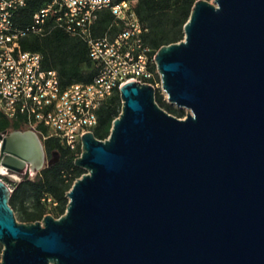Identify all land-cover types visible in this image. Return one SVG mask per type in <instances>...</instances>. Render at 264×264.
Wrapping results in <instances>:
<instances>
[{
    "label": "water",
    "instance_id": "water-1",
    "mask_svg": "<svg viewBox=\"0 0 264 264\" xmlns=\"http://www.w3.org/2000/svg\"><path fill=\"white\" fill-rule=\"evenodd\" d=\"M156 53L161 90L122 85L106 139L82 135L64 214L18 222L0 177V264H264V0H197ZM47 162L32 129L0 133V168Z\"/></svg>",
    "mask_w": 264,
    "mask_h": 264
},
{
    "label": "built area",
    "instance_id": "built-area-1",
    "mask_svg": "<svg viewBox=\"0 0 264 264\" xmlns=\"http://www.w3.org/2000/svg\"><path fill=\"white\" fill-rule=\"evenodd\" d=\"M28 1L0 0V111L41 139L57 138L79 155L83 133L97 126L98 110L115 89L131 80L161 88L157 50L145 42L148 28L137 15L135 1L45 0L32 23L21 27L16 17ZM103 10L113 20L104 33L96 34ZM54 27L86 42L97 66L92 81L63 88L58 72L43 67L40 53L22 48L21 39L28 34L45 35Z\"/></svg>",
    "mask_w": 264,
    "mask_h": 264
},
{
    "label": "trees",
    "instance_id": "trees-1",
    "mask_svg": "<svg viewBox=\"0 0 264 264\" xmlns=\"http://www.w3.org/2000/svg\"><path fill=\"white\" fill-rule=\"evenodd\" d=\"M123 0H115L119 3ZM131 1V0H129ZM135 1V10L141 22L148 28L145 42L158 50L161 46L178 42L184 37V25L187 22L193 4L197 0H132ZM45 0H29L16 17L19 26L25 27L32 23L33 16ZM113 20L109 10L99 12L95 23V33H104ZM24 50L38 52L42 55V64L46 69H55L58 72L63 88L76 82L88 83L97 74V66L89 57L88 46L77 36H72L61 28H52L47 34L30 33L21 39ZM160 81V77H157ZM158 104L169 113L183 118L186 110L178 108L164 97L160 87H156ZM122 109L119 89L105 101L98 110V124L92 132L99 139H106ZM29 127L21 121L8 120L0 111V133L6 130H25ZM47 156L57 155L58 160L47 164L35 176L24 174L20 182L14 183L10 205L14 209L20 207L24 212L26 222L41 220L46 214L45 205L57 206L64 214L68 204L67 192L74 181L86 171L75 165V152L62 144L57 138H48L43 141ZM82 148H79V153ZM46 197L52 199L48 202ZM32 200V211H28L26 200ZM56 202V205L53 204ZM61 216V215H60Z\"/></svg>",
    "mask_w": 264,
    "mask_h": 264
},
{
    "label": "rangeland",
    "instance_id": "rangeland-1",
    "mask_svg": "<svg viewBox=\"0 0 264 264\" xmlns=\"http://www.w3.org/2000/svg\"><path fill=\"white\" fill-rule=\"evenodd\" d=\"M209 1L213 2V0H209ZM162 93H163V91H162ZM163 94H164V97L166 99L165 93H163ZM121 102H122V100H121ZM42 141H44V140L42 139ZM80 154L81 153H79V155L75 156V158L80 156ZM56 158H57V155H52V156H49V157L47 156V162L54 161V159H56ZM0 177L13 189L14 183L20 182L23 179L24 175H18V174L12 173V172H8V173H2L0 175ZM25 204L28 207V211H32L33 210V207H32L33 205H32V200L31 199H27ZM45 210H46V214L45 215L51 214L55 218H58L60 215H62L59 212V209L57 208V206H50V205L46 204L45 205ZM23 216H24V212L22 211V209L20 207L16 208L15 217H16L18 222L26 223V221L24 220ZM2 251H3V244L0 243V260H1V256H2Z\"/></svg>",
    "mask_w": 264,
    "mask_h": 264
},
{
    "label": "bare ground",
    "instance_id": "bare-ground-1",
    "mask_svg": "<svg viewBox=\"0 0 264 264\" xmlns=\"http://www.w3.org/2000/svg\"><path fill=\"white\" fill-rule=\"evenodd\" d=\"M0 172H1V173H6V169L3 168V167H1V168H0Z\"/></svg>",
    "mask_w": 264,
    "mask_h": 264
},
{
    "label": "flooded vegetation",
    "instance_id": "flooded-vegetation-1",
    "mask_svg": "<svg viewBox=\"0 0 264 264\" xmlns=\"http://www.w3.org/2000/svg\"><path fill=\"white\" fill-rule=\"evenodd\" d=\"M55 160V159H54ZM26 173H29V170H27V172Z\"/></svg>",
    "mask_w": 264,
    "mask_h": 264
}]
</instances>
